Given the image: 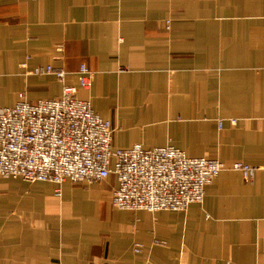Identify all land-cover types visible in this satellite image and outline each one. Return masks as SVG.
Segmentation results:
<instances>
[{"label":"crops","instance_id":"crops-1","mask_svg":"<svg viewBox=\"0 0 264 264\" xmlns=\"http://www.w3.org/2000/svg\"><path fill=\"white\" fill-rule=\"evenodd\" d=\"M82 63L93 77L76 95L114 148L256 169H224L202 203L156 212L113 207V175L60 196L0 177V264H264V0H0L1 106L60 97ZM47 66L63 80L32 73Z\"/></svg>","mask_w":264,"mask_h":264},{"label":"built area","instance_id":"built-area-1","mask_svg":"<svg viewBox=\"0 0 264 264\" xmlns=\"http://www.w3.org/2000/svg\"><path fill=\"white\" fill-rule=\"evenodd\" d=\"M32 73L64 77L51 66ZM76 75L78 87L89 89L93 72L88 66L80 64ZM76 87L65 85L60 97L34 102L19 92L12 107L0 105V177L50 182L60 196L65 181L90 183L113 175L118 185L112 206L150 212L182 211L202 203L205 187L224 169L252 178L254 166L188 157L172 146L114 148L110 122L92 110L87 98L76 95Z\"/></svg>","mask_w":264,"mask_h":264},{"label":"rangeland","instance_id":"rangeland-1","mask_svg":"<svg viewBox=\"0 0 264 264\" xmlns=\"http://www.w3.org/2000/svg\"><path fill=\"white\" fill-rule=\"evenodd\" d=\"M92 77H93V76H92ZM91 81H92V79H91ZM90 85H91V84H90ZM64 86H65V85H64ZM67 86H69V85H67ZM78 88H79V87L77 86V87H76V91L78 90ZM89 88H90V87H89ZM80 89H81V88H80ZM83 90H85V89H83ZM87 90H89V89H87ZM87 90H86V91H87ZM88 100H89V99H88ZM90 104H91V103H90ZM91 108H92V107H91ZM0 179H1V178H0ZM105 180H106V179H105ZM102 181H104V180H101V182H102ZM26 182H27V181H26ZM96 182H100V181H96ZM260 264H261V263H260Z\"/></svg>","mask_w":264,"mask_h":264}]
</instances>
